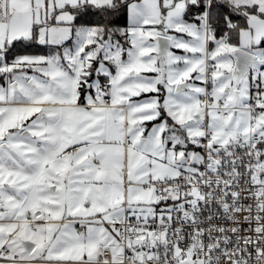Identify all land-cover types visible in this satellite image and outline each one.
Masks as SVG:
<instances>
[{
	"label": "snow or ice",
	"instance_id": "snow-or-ice-1",
	"mask_svg": "<svg viewBox=\"0 0 264 264\" xmlns=\"http://www.w3.org/2000/svg\"><path fill=\"white\" fill-rule=\"evenodd\" d=\"M0 264H264V0H0Z\"/></svg>",
	"mask_w": 264,
	"mask_h": 264
}]
</instances>
